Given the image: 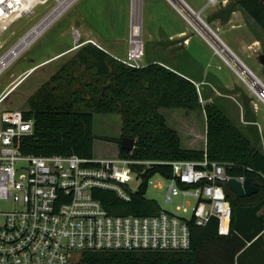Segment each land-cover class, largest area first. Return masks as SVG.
<instances>
[{
    "label": "trees",
    "instance_id": "1",
    "mask_svg": "<svg viewBox=\"0 0 264 264\" xmlns=\"http://www.w3.org/2000/svg\"><path fill=\"white\" fill-rule=\"evenodd\" d=\"M261 30L264 31V0H232ZM83 63L93 59L95 73L80 91L65 93L63 102L56 97L62 91L59 80L72 86L70 73L61 67L59 77L53 75L39 87L21 111L23 119L31 121L32 133L16 141L24 155L70 156L92 159L95 139L116 145L117 152L110 159L149 161L156 163L140 175L141 183L130 202H122L111 192H94L93 197L113 216H152L162 209L145 198L147 183L154 175L171 177L169 163L206 159L224 165L229 176H242L257 188L250 197L237 199L224 186L226 200L234 211L243 207L260 208L264 200V154L233 126L214 104L202 105L195 85L186 78L157 63L139 68L128 67L97 47L82 45L76 53ZM69 79V80H68ZM160 110L201 111L205 119L203 149L183 148L178 132L169 127ZM94 115H118L120 128L116 137L97 136L93 132ZM132 139L130 151L120 149L122 139ZM138 172L140 167H136ZM219 221L210 219L204 227L188 222L190 245L184 251L168 252H87L74 264H218L214 258L202 259L200 249L219 238Z\"/></svg>",
    "mask_w": 264,
    "mask_h": 264
},
{
    "label": "built area",
    "instance_id": "2",
    "mask_svg": "<svg viewBox=\"0 0 264 264\" xmlns=\"http://www.w3.org/2000/svg\"><path fill=\"white\" fill-rule=\"evenodd\" d=\"M166 1L211 48L187 18ZM212 1L215 0H208L209 4ZM38 2L0 0V34ZM140 44L141 50L135 54L130 37L126 58L118 61L128 67H141V41ZM213 51L264 106V99ZM5 67L0 65V73ZM8 92L0 96V105ZM32 126L21 112L0 113V264H74L87 252L187 250L188 222L193 219L195 226L204 227L210 219L229 221L231 208L224 186L229 180L240 184L245 181L242 176H229L224 165L206 159L199 163L171 162L165 202L171 203L172 197L178 196L193 198L195 205L188 218L163 210L152 216H113L93 197L94 192H111L122 202H130L133 193L128 183H141L140 175L156 163L75 155H24L16 141L31 135ZM178 209L187 213L184 205Z\"/></svg>",
    "mask_w": 264,
    "mask_h": 264
},
{
    "label": "rangeland",
    "instance_id": "3",
    "mask_svg": "<svg viewBox=\"0 0 264 264\" xmlns=\"http://www.w3.org/2000/svg\"><path fill=\"white\" fill-rule=\"evenodd\" d=\"M161 1L163 3L166 2V5L176 11L166 0H164L165 2L163 0ZM184 1L194 10L198 9L196 7L202 8L206 3L205 0ZM145 2L147 4V0H143V5L141 7L140 0H133L132 15L130 16L131 7L128 13L127 45L122 42V39H119L116 44L117 48L112 49L110 45L104 41L103 33L104 30L108 28L107 23L114 19L111 9L119 13L116 0H39L30 12H27L22 18L11 24L8 31L0 34V63L2 61L0 65L1 67L8 65L0 73V96L9 91L0 105V113L21 112L26 110V102L32 99L39 87L48 82L53 75L59 77L62 66L68 69V73H70L72 79V86L66 87L68 82L66 80H59L62 91L58 92L56 101L58 103L65 101L66 98L64 94L66 92L70 93L74 90L80 91L84 84L90 81L91 75L95 73V68H93L94 62L91 57H87L86 62L83 63L79 60L78 56H76L77 51L84 45L83 43H85L83 40L87 39V36L84 35V31L89 32V36H94L99 39V42L108 44L104 46L125 59L132 25L135 24L138 26L139 34L136 38H132L131 35V40L135 43L134 49H139L140 41L142 43L140 64H144V62L156 58L160 53L154 44L151 43L150 40L147 41L145 37V31L147 30L148 21L150 19ZM65 3L67 4L64 5ZM61 7L62 9H60ZM57 10H59V13H57L53 19L39 25L49 14ZM209 10L210 7L205 13ZM118 15L119 14H116L117 19L112 21L113 25L115 22L119 21ZM244 22L246 24L245 30H247L249 34L247 36L244 35L241 40L247 38V43L253 39L262 42L260 35L257 37V34H253V29L256 30L259 27L247 15H245ZM186 24L197 34L187 22ZM117 29L120 30L121 26L118 25ZM221 38L238 56L244 66L264 84V65L261 64V57L264 58V46L260 48L258 56L255 57L251 52L245 53L239 50L235 43L238 39L237 31H229L227 35H222ZM88 42H91V40H88ZM202 45L209 53L212 52L213 55L219 59V66L222 69V71L219 72L225 73L226 78L229 77L234 83L240 85L254 103L260 107L256 118L259 123H263L264 106L259 103L256 97L240 82L236 74H234L215 52L211 50L212 47L210 48L206 43ZM69 46H72V49L65 51ZM38 64L40 65L32 69L30 73L14 87V84L20 78ZM210 71L213 72L214 68ZM206 89H208V92H211L208 87H206ZM211 95L218 109L229 122L236 128L242 129L243 126L240 124V106L225 95L222 97L215 96L214 93H211ZM159 113L165 118L167 125L178 132L181 140V147L187 149H203L204 143L201 140H195L194 142V136L190 133L193 131L195 135L204 136L205 119L201 111L160 110ZM120 125L121 123L118 115H94L93 132L96 137L102 136L103 134L116 137ZM260 147L263 150L262 143ZM116 152V145L104 142L98 139V137L95 139L93 145V156L95 159H110L114 157ZM139 184L140 182L135 180L134 182L128 183V187L132 193H135ZM158 184H160L159 187ZM168 184L167 179L159 175H154L147 183L145 198L155 201L163 211L178 217L188 218L190 209L195 205V200L189 197L183 198L178 196L172 197L171 203H166L165 196ZM181 205L187 208V213H183L182 210L178 209Z\"/></svg>",
    "mask_w": 264,
    "mask_h": 264
},
{
    "label": "crops",
    "instance_id": "4",
    "mask_svg": "<svg viewBox=\"0 0 264 264\" xmlns=\"http://www.w3.org/2000/svg\"><path fill=\"white\" fill-rule=\"evenodd\" d=\"M182 1L192 12L198 15L201 21L240 62L238 56L221 38L222 35H227L229 31H237L238 39L235 43L240 51L251 52L255 57L258 56L260 48L264 46V31L260 28L253 29V34H257V37L260 35L262 42L253 39L247 43V38L241 40L244 35L249 34L245 30L244 18L246 14L239 8H234L232 0H215L212 5H209L208 1L205 0V5L202 8L196 7L197 10L192 9L184 0ZM116 2L119 13L111 9L114 19L110 21L111 23H107L108 28L103 33L104 41L112 49L117 48L116 44L119 39H122V42L127 45L128 13L131 7L130 16L132 15L133 0H116ZM165 3L161 0H147V4L145 2L150 16L145 37L147 41L150 40L154 44L160 56L158 55L142 65L157 63L191 81L197 89L202 105L214 104L217 107L211 93L218 97L223 95L230 97L241 109L240 124L243 127L239 129L240 132L251 143H255L264 154V122L259 123L256 118L260 107L254 103L240 85L234 83L229 77L226 78L225 73L219 72L222 71L219 66V59L203 47L202 44L205 43L201 37L195 34L181 16ZM140 4L142 7L143 0H140ZM209 7L210 10L205 13ZM116 14H119V21L113 25L112 21L117 19ZM118 25L121 26L120 30L117 29ZM88 33L84 31V35L87 36V39L83 40L84 45L91 44L114 59H124L107 49L105 46L108 44L99 42V39L89 36L90 33ZM71 47L69 46L65 51L72 49ZM39 65L32 67L14 84V87ZM212 68H214L213 72L210 71ZM206 87L211 92H208ZM261 143L263 150L260 147ZM259 207L258 210L243 207L234 211L232 220L219 221L217 226L219 238L210 240L203 245L200 249L202 259L214 258L218 264H264V200L260 202Z\"/></svg>",
    "mask_w": 264,
    "mask_h": 264
},
{
    "label": "bare ground",
    "instance_id": "5",
    "mask_svg": "<svg viewBox=\"0 0 264 264\" xmlns=\"http://www.w3.org/2000/svg\"><path fill=\"white\" fill-rule=\"evenodd\" d=\"M169 1L183 16L187 18L188 22L193 27H195L198 32H200V34L210 44L213 50H215L216 53L223 58L226 64L237 72L240 79L260 98L264 99V87L262 86L260 81L257 78H255L254 75L228 49H226V47L222 44L219 38H217L210 31V29L197 16V14L196 13L193 14L192 11L188 8V6L185 5V3L182 2L181 0H169ZM211 3H214V1H212ZM66 4L67 3H65L64 5ZM60 9H62V7ZM57 13H59V10L49 14L39 25H42L44 22L53 19ZM138 34H139L138 26L133 24L131 29L132 38H136ZM140 50H141V44L139 49L137 48L134 49V53L136 54L137 52H140Z\"/></svg>",
    "mask_w": 264,
    "mask_h": 264
},
{
    "label": "water",
    "instance_id": "6",
    "mask_svg": "<svg viewBox=\"0 0 264 264\" xmlns=\"http://www.w3.org/2000/svg\"><path fill=\"white\" fill-rule=\"evenodd\" d=\"M264 2V1H262ZM261 64L264 65V58L261 57ZM133 146V140L124 138L120 142V149L123 151H130ZM228 190L237 199H242L244 197H250L257 193V188L245 180L242 184L236 182L235 180H229L227 183Z\"/></svg>",
    "mask_w": 264,
    "mask_h": 264
}]
</instances>
